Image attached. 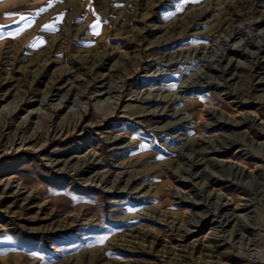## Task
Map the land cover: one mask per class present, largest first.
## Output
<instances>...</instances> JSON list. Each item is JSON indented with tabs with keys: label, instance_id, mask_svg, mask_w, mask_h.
<instances>
[{
	"label": "rangeland",
	"instance_id": "374dc122",
	"mask_svg": "<svg viewBox=\"0 0 264 264\" xmlns=\"http://www.w3.org/2000/svg\"><path fill=\"white\" fill-rule=\"evenodd\" d=\"M0 26V264H264V0Z\"/></svg>",
	"mask_w": 264,
	"mask_h": 264
},
{
	"label": "snow or ice",
	"instance_id": "6c2138e0",
	"mask_svg": "<svg viewBox=\"0 0 264 264\" xmlns=\"http://www.w3.org/2000/svg\"><path fill=\"white\" fill-rule=\"evenodd\" d=\"M184 4H187L189 2H194V3H198V2H201V0H183ZM43 11V9L41 10ZM21 22H25V27H30L31 24H32V20L28 17V16H25V15H21L19 17V20L17 21V23H21ZM4 26H0V29H2ZM51 26L50 25H46L45 28H50ZM96 27H98V24L97 25H93V28L95 29ZM24 30V28H19L17 29L18 32H22ZM96 35H99V32H96L95 33ZM0 38H3L2 36H0ZM40 43H43V41L41 40ZM35 46V45H33ZM106 239V238H105ZM101 244L104 243V240L102 239L100 241Z\"/></svg>",
	"mask_w": 264,
	"mask_h": 264
},
{
	"label": "bare ground",
	"instance_id": "6f19581e",
	"mask_svg": "<svg viewBox=\"0 0 264 264\" xmlns=\"http://www.w3.org/2000/svg\"><path fill=\"white\" fill-rule=\"evenodd\" d=\"M233 18V17H232ZM66 100V96H61V100ZM218 107V106H217ZM213 110H215V109H213ZM75 219V218H74Z\"/></svg>",
	"mask_w": 264,
	"mask_h": 264
}]
</instances>
